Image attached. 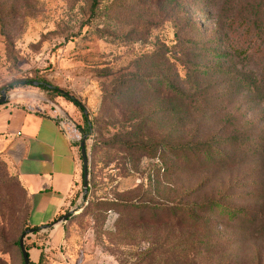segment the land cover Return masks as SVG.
Listing matches in <instances>:
<instances>
[{
	"label": "rangeland",
	"instance_id": "1",
	"mask_svg": "<svg viewBox=\"0 0 264 264\" xmlns=\"http://www.w3.org/2000/svg\"><path fill=\"white\" fill-rule=\"evenodd\" d=\"M91 1L0 0V92L13 94L12 102L59 108L80 141L86 137L88 160L86 193L81 183L72 217L48 238L26 229L29 197L0 156V264H23L22 236L50 247L43 264H264V106L255 84L245 88L264 77V35L255 36L264 0H98L90 17ZM193 65L223 75L191 76ZM154 75L187 99L147 85L144 78ZM41 83L80 102L91 123L87 135L82 113ZM226 138L242 142L221 167L170 150ZM214 198L251 217L234 224L198 212L193 224L163 216L155 222L149 208L87 206Z\"/></svg>",
	"mask_w": 264,
	"mask_h": 264
},
{
	"label": "crops",
	"instance_id": "2",
	"mask_svg": "<svg viewBox=\"0 0 264 264\" xmlns=\"http://www.w3.org/2000/svg\"><path fill=\"white\" fill-rule=\"evenodd\" d=\"M12 98L13 94L8 95L0 106V156L13 169L29 197L28 225L53 238L59 234L63 216L78 203L77 194L83 183L80 136L68 115L52 104L31 107L12 102ZM49 250L50 247H33L28 250L29 260L38 264L41 253ZM44 264L62 263L60 259L55 262L48 258Z\"/></svg>",
	"mask_w": 264,
	"mask_h": 264
},
{
	"label": "trees",
	"instance_id": "3",
	"mask_svg": "<svg viewBox=\"0 0 264 264\" xmlns=\"http://www.w3.org/2000/svg\"><path fill=\"white\" fill-rule=\"evenodd\" d=\"M97 3L98 0H92L91 4H90V17H93L95 14V10L97 7ZM257 9V15H256V21H255V25H260L257 30L258 32L261 33H256L255 36L257 34H261V36L264 35V12H262L260 9ZM253 36V39L254 37ZM207 52H210L211 55L213 56H218L219 54L217 52H213V50L211 49H207ZM216 72V73H215ZM220 72H223L220 68L216 69H209V68H205V67H201L198 65H193L190 69V73L192 74L191 76H196V75H202L204 77H213L217 74H222ZM223 75V74H222ZM254 82L251 84L249 83L247 85L246 90L251 92V86L253 84H255V87L257 88L258 91L261 92L262 94V105L264 106V77L258 79L256 76L254 77ZM145 83H147V85H150L149 83H156L160 86L165 87L166 90L171 91L172 93H174L176 95V97L180 98V99H187L186 98V94L179 91L178 89H176L170 81L163 79L160 76L154 75L150 78H144ZM38 87L44 89V90H48L51 91L53 93L56 94V96L61 97L62 99H64L65 101H68L70 103L73 104L74 107H76L81 113H82V117L85 121V128H84V135H87L90 131H91V123L88 121V117L84 112V108L82 107V105L80 104V102L78 100H76L75 98L71 97L67 92L62 91L59 88L56 87H51L49 85H44V84H39ZM5 104V103H3ZM2 104V105H3ZM263 119H264V115H263ZM262 124L264 123V120L261 122ZM242 141L240 140V138L236 139V138H226V139H222L220 143H216L215 141L212 140H207L205 142L202 143H197L195 145H191V144H180V145H176V146H171L170 150L174 153H176L177 155L182 156L183 159L187 160V156H191L190 160H201V162H207L208 164H211L214 167H221L227 163H229L231 161V157H230V153L229 151L231 149H234L236 147L237 144L241 143ZM123 146L126 149L132 150L133 146L128 145V144H123ZM106 147V145H105ZM135 147L137 148H141L140 145H136ZM258 147H260L261 152L263 153L264 151V137L261 140V143H258ZM254 147H252L253 149ZM254 153V152H253ZM261 155V154H260ZM260 155L257 153L256 156L253 157L257 158L260 157ZM16 183L19 186V188L27 195L24 187L22 186V184L20 183V181L18 180V178L16 179ZM82 181H83V175H82ZM88 196V194L86 195V197ZM92 206V208H95V210L97 211H108L111 209H119L123 208L124 210H129V209H133V210H142V209H148L149 208V212L151 213V215L154 217L155 222H157L159 219V216H163V218H166V220L168 219H173L174 221L178 222H186L189 224H193L195 222H197L198 218V212L201 213H209L212 214L216 217H220V218H225L228 221L234 223V224H238L241 221H245L247 218H250V211L249 210H240V209H232L230 207H227L224 205L223 201L221 198H214V199H210L208 201H205L199 205L196 204H188V205H173V206H154V205H140L134 202H120L118 200H114V201H108V200H100V201H96V202H88L87 206ZM147 206V207H146ZM30 210V209H29ZM28 216H29V212H28ZM28 216H27V224H26V229H32L34 231V233H36L39 228H31L28 225ZM72 217V213H70V216L65 220L67 221L68 219H70ZM17 245L19 246V241L17 242ZM36 247V245H34L33 243L28 244L27 240L24 243V248L26 250V252L28 253V250ZM20 250V249H19ZM21 253V252H20ZM29 256V254H28ZM22 257V256H21ZM23 263V260H22ZM24 264V263H23ZM29 264H33L30 260H29ZM38 264H43L42 262V255L40 256V259L38 261Z\"/></svg>",
	"mask_w": 264,
	"mask_h": 264
},
{
	"label": "water",
	"instance_id": "4",
	"mask_svg": "<svg viewBox=\"0 0 264 264\" xmlns=\"http://www.w3.org/2000/svg\"><path fill=\"white\" fill-rule=\"evenodd\" d=\"M38 83H34V85H37ZM8 96L6 95V92L4 90H2L0 92V106L3 103H6ZM85 141H86V137L84 136L80 142V153H81V157H82V163H83V189H84V193H86L87 190V178H88V173H87V168H88V160H87V154H86V150H85ZM69 212L67 213L65 216H63L62 221H65L69 216H70ZM19 249L21 252V256H22V260L24 264H29V256L28 253L26 252L25 248H24V243H23V236L20 238L19 240Z\"/></svg>",
	"mask_w": 264,
	"mask_h": 264
},
{
	"label": "built area",
	"instance_id": "5",
	"mask_svg": "<svg viewBox=\"0 0 264 264\" xmlns=\"http://www.w3.org/2000/svg\"><path fill=\"white\" fill-rule=\"evenodd\" d=\"M66 121V119H64L62 122Z\"/></svg>",
	"mask_w": 264,
	"mask_h": 264
}]
</instances>
